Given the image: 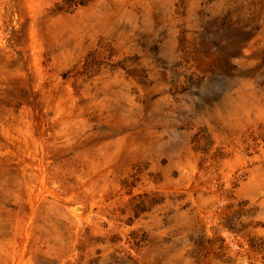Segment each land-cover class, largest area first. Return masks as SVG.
Masks as SVG:
<instances>
[{
    "label": "rangeland",
    "instance_id": "rangeland-1",
    "mask_svg": "<svg viewBox=\"0 0 264 264\" xmlns=\"http://www.w3.org/2000/svg\"><path fill=\"white\" fill-rule=\"evenodd\" d=\"M14 258L264 264V0H0Z\"/></svg>",
    "mask_w": 264,
    "mask_h": 264
},
{
    "label": "bare ground",
    "instance_id": "bare-ground-1",
    "mask_svg": "<svg viewBox=\"0 0 264 264\" xmlns=\"http://www.w3.org/2000/svg\"><path fill=\"white\" fill-rule=\"evenodd\" d=\"M39 201L38 200H34L32 206H31V214H35V212L38 211V209H40L41 207H38ZM48 203V202H47ZM2 263V262H1ZM4 264V263H3ZM6 264H21V258H14L13 260H11L10 262H7Z\"/></svg>",
    "mask_w": 264,
    "mask_h": 264
}]
</instances>
